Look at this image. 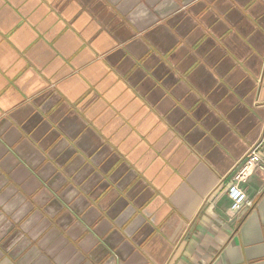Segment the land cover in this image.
Instances as JSON below:
<instances>
[{
    "label": "crops",
    "instance_id": "crops-1",
    "mask_svg": "<svg viewBox=\"0 0 264 264\" xmlns=\"http://www.w3.org/2000/svg\"><path fill=\"white\" fill-rule=\"evenodd\" d=\"M264 0H0V264H264Z\"/></svg>",
    "mask_w": 264,
    "mask_h": 264
},
{
    "label": "built area",
    "instance_id": "built-area-1",
    "mask_svg": "<svg viewBox=\"0 0 264 264\" xmlns=\"http://www.w3.org/2000/svg\"><path fill=\"white\" fill-rule=\"evenodd\" d=\"M262 147L263 143L252 147L230 178L226 192L230 200L232 215L242 217L254 205L253 200L248 197V185L254 174H258L264 179Z\"/></svg>",
    "mask_w": 264,
    "mask_h": 264
}]
</instances>
